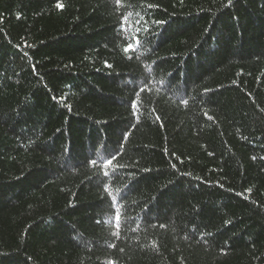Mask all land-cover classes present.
<instances>
[{
  "label": "trees",
  "instance_id": "16d2710c",
  "mask_svg": "<svg viewBox=\"0 0 264 264\" xmlns=\"http://www.w3.org/2000/svg\"><path fill=\"white\" fill-rule=\"evenodd\" d=\"M0 264H264V0H0Z\"/></svg>",
  "mask_w": 264,
  "mask_h": 264
},
{
  "label": "snow or ice",
  "instance_id": "6c2138e0",
  "mask_svg": "<svg viewBox=\"0 0 264 264\" xmlns=\"http://www.w3.org/2000/svg\"><path fill=\"white\" fill-rule=\"evenodd\" d=\"M109 162H111V161H109Z\"/></svg>",
  "mask_w": 264,
  "mask_h": 264
}]
</instances>
